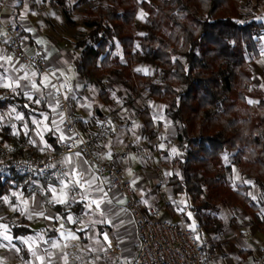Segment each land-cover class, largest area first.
<instances>
[{
    "label": "trees",
    "instance_id": "1",
    "mask_svg": "<svg viewBox=\"0 0 264 264\" xmlns=\"http://www.w3.org/2000/svg\"><path fill=\"white\" fill-rule=\"evenodd\" d=\"M240 1L105 0V4L86 10L84 24L90 33L76 44L80 49L76 74L91 82L103 106L112 105L104 79L120 77L133 96L161 104L163 114L172 119L181 159L177 163L179 174L172 176L168 185L175 196L191 199L194 233L200 239L222 232L221 223L212 214L218 199L212 188L223 184L226 155L232 154L235 166L264 193V70L260 74L263 89H249L252 74L246 59L247 54L259 58L256 37L262 24L255 20L241 22ZM57 3L68 26H74L69 1ZM139 8L146 14L148 25L137 37L135 18ZM114 40L125 64L109 53ZM136 41L138 49L134 50ZM149 64L157 70L152 76L132 71L133 66ZM248 98L257 102L248 104ZM16 102L22 100L0 95V111ZM110 114L114 117L116 113ZM138 116L142 134L154 138L155 123L149 109L139 110ZM31 129L30 125L27 132L15 133L11 126L0 127V162L49 157L32 144ZM47 142L51 153L59 155L58 139L48 135ZM6 152L8 157L4 156ZM31 181L42 183V177L15 171L0 174V208L11 189H21L27 195ZM250 188L229 192L227 201L230 206L243 207L264 234V217L248 195ZM185 223H189L187 218ZM17 230L12 229L14 236L21 234ZM200 247L208 248L203 240Z\"/></svg>",
    "mask_w": 264,
    "mask_h": 264
},
{
    "label": "crops",
    "instance_id": "2",
    "mask_svg": "<svg viewBox=\"0 0 264 264\" xmlns=\"http://www.w3.org/2000/svg\"><path fill=\"white\" fill-rule=\"evenodd\" d=\"M32 1L35 5H32ZM47 2L10 0L4 11V21L22 26L28 51L39 53L45 59L53 76L59 80L60 88L69 101L70 112L76 116L84 133L90 134L103 121L107 122L106 130L96 143V155L101 161L115 164L125 181L133 187L139 206L154 208L168 221L177 218L168 205L169 212L161 210L163 204L170 203L176 197L168 185L169 179H166L169 163L165 157V142L168 139L161 131V121L154 126L155 137L149 138L140 130L137 110L133 121L126 118L125 122L117 125V121L112 120L114 117L107 111L108 108L100 100L99 105L88 91L87 81L76 74L80 50L69 41V37L58 35L54 28L53 11L46 7L42 9V3ZM26 4L31 12L28 15L23 12ZM15 61L0 42V83L13 86L0 87V90L16 89L21 93L20 98H17L22 100V110L25 113L31 110L35 114H42V124L36 122L32 125L29 122V126H32L29 137L32 144L42 152L49 156L55 155L51 153L47 137L51 135L59 142L64 137L57 107L56 86L50 78L45 80V77L33 75L34 72L26 70L19 62L16 61L17 65H14ZM33 84L36 85L35 89ZM28 94H31V100L39 99L41 102L29 105ZM20 110L19 108L17 112ZM127 112L125 110L122 115L125 116ZM6 126L13 128L10 123ZM37 130L42 138L33 133ZM19 131L20 128L14 130L15 133ZM174 133L176 135V131ZM57 156H60L66 169L64 176L42 177V183L31 181L27 187V195L22 193L20 201H4L0 208V264H115L117 260L131 259L135 255L139 236L126 207V200L107 179L97 175L94 166L85 158H74L61 152ZM76 180L83 187L76 184ZM61 198L64 202H57ZM251 199L256 205L253 197ZM93 201L99 202V208ZM258 212L264 217L260 207ZM221 227L220 244L222 247L228 245L227 253L233 254L232 245L237 243L241 258L239 261L255 257L259 248L264 245V240L259 246L242 240L238 225L230 224L225 227L222 224ZM14 228H19L17 231L21 234L14 236ZM104 230L112 235L118 250L117 256L109 255L101 241L99 234ZM236 231L239 233L236 234ZM253 231L252 235L260 232L257 227ZM4 236L11 239L5 240ZM72 236L76 238L73 239ZM214 247L215 245L211 249L207 248L211 256ZM242 252L248 253L247 256ZM224 259L229 264L239 262L233 263L223 253L216 264H224Z\"/></svg>",
    "mask_w": 264,
    "mask_h": 264
},
{
    "label": "rangeland",
    "instance_id": "3",
    "mask_svg": "<svg viewBox=\"0 0 264 264\" xmlns=\"http://www.w3.org/2000/svg\"><path fill=\"white\" fill-rule=\"evenodd\" d=\"M47 3H42L43 7L49 8L50 11H53L54 18V28L56 29L58 35L63 38L69 37V41L72 42L74 45L78 43V41L84 39L89 33L90 29L87 28L84 24L86 19V10L96 6L97 4H105V0H85L83 3L79 4V0H68L70 3V19L74 23V26L69 27L66 23L65 18L62 15V7L58 5L56 0H47ZM140 1V0H139ZM32 5L35 3L32 1ZM29 5L24 6L23 12L28 15L31 12L28 9ZM239 12L242 15L241 22H248L251 20H255L262 24L261 31L259 35L256 37L258 40L259 46V58L255 59L252 55L247 54L246 59L249 64V69L252 74V83L249 89H263L261 84L260 74L264 70V0H241L240 1V9ZM44 15L42 14V23H43ZM43 25V24H42ZM148 22L146 14L139 8L136 18H135V28H136V36H142L147 28ZM138 49V41L134 43V50ZM80 50V49H79ZM111 57H116L120 64H125L126 59L124 58L121 48L118 45L117 41H113V46L109 50ZM17 61V60H16ZM15 61L14 65H17ZM132 71L136 74L154 75L157 70L155 69L154 65L149 64L146 66H133ZM87 81V80H86ZM104 84L106 89L110 93V98L112 100V105L108 108V112L111 113L115 111L117 116H114V120L117 121V125H121L125 122L126 118L128 120H134V112L137 110L143 109L144 107L148 108L149 111L152 113L153 120L155 124L159 121L162 123L161 131L166 134L168 139L166 143L167 150L165 152L168 165V174L166 179H170L174 175L179 174V169L177 167L178 161L181 159V154L176 150V135H175V126L172 119L169 116L163 114L162 105L153 102V101H146L143 100L140 96H133L126 87H124L122 83V79L120 77L108 76L104 79ZM88 91L93 94L97 103L101 105L99 102L98 96L96 91L93 89V85L91 82L87 81ZM14 95L15 97L20 98L21 93L14 90L9 91H2L0 90V95ZM36 100L27 99L29 105H36ZM253 101L256 103L257 100L253 98H248L247 102ZM28 106V105H27ZM29 107V106H28ZM21 109L20 112H17ZM23 106L20 102H16L11 105L7 110L0 111V127L2 125H7L10 123L14 130L16 131L17 128H20L21 131L27 132L29 128V124L39 122L42 124V114H35L31 110L28 113H25L23 110ZM128 110L127 114L124 116L122 113ZM119 112V115H118ZM138 114V113H137ZM22 117V119H17V116ZM109 116V114H108ZM11 119L13 121L11 122ZM30 122V123H29ZM38 137L42 138V135L39 130L34 131ZM106 133V132H105ZM0 151H3V146L0 144ZM223 184L220 186H215L212 188V192L218 196V199L215 203L216 211L213 212V216L215 217L218 224L221 223V226L226 227V225L235 224L240 227V229H236L242 233V240L251 244L252 242L259 246L262 244L261 242L264 240L263 234L257 232L255 235H252L251 231L255 230V225L251 219L249 213L240 205L234 204L230 206L227 201L228 193L231 191H235L236 189H242L246 186L253 188L251 192L249 191V195L253 197L256 205L261 208L262 213L264 214V193L260 191L259 188L253 186L250 180L247 179L245 172L240 171L237 166L233 163L232 154L226 155L224 157V169L221 173ZM250 190V189H249ZM22 199V191L21 189H11L9 193L4 196V201L14 202L20 201ZM192 204L191 199L186 198L185 196H176L173 200H170V203H165L161 206V210L168 211V207H171L173 213L177 216L174 219H171V222L182 221L185 223V218L188 219L189 223L186 224L190 229L194 231L195 223L193 220L192 212L189 210V206ZM169 212V211H168ZM159 213V212H158ZM160 214V213H159ZM161 215V214H160ZM177 223V222H176ZM255 232V231H253ZM238 234L239 232H235ZM219 235H204L203 239H200L198 233H196V240L197 243L200 245L202 240L205 241L206 245L210 248L215 245L212 253L211 264H216L217 260L221 254L226 253L233 263L238 262L241 258L238 255V244L233 243L232 248L234 249V253H227L228 245L222 247L220 244L221 240L219 239ZM219 248V249H217ZM211 249V248H210ZM227 259H224V264H229Z\"/></svg>",
    "mask_w": 264,
    "mask_h": 264
},
{
    "label": "built area",
    "instance_id": "4",
    "mask_svg": "<svg viewBox=\"0 0 264 264\" xmlns=\"http://www.w3.org/2000/svg\"><path fill=\"white\" fill-rule=\"evenodd\" d=\"M9 1L0 0V42L26 70L34 72L38 77L50 78L56 86L57 107L64 131V137L59 142L61 154L85 158L94 166L97 175L107 179L126 200L139 241L131 259L117 260L115 264H210V251L201 249L192 229L182 221L176 223L164 219L154 208L140 207L133 187L125 181L115 164L101 161L97 157L96 143L106 130L107 122L103 121L90 134L83 132L76 116L70 112L69 101L60 88L59 80L53 76L45 59L39 53L28 51L22 26L4 21V11ZM8 155L9 152L4 154L5 157ZM11 171L38 177H61L65 175L66 169L60 156L52 155L47 158H21L0 162V174ZM99 236L109 255L117 256L118 250L112 235L104 230ZM237 264H264V245L259 248L255 257L241 260Z\"/></svg>",
    "mask_w": 264,
    "mask_h": 264
},
{
    "label": "snow or ice",
    "instance_id": "5",
    "mask_svg": "<svg viewBox=\"0 0 264 264\" xmlns=\"http://www.w3.org/2000/svg\"><path fill=\"white\" fill-rule=\"evenodd\" d=\"M33 75H35V73H33ZM45 80H47V77H45ZM16 86H19V85H16ZM45 86L47 87L48 85L46 84ZM0 87H13V86H12V85H9V84H3V83H0ZM32 87L35 89V88H36V85L33 84ZM28 95H29V99L31 100V99H32L31 94H28ZM40 102H41V101H40L39 99H37V100L35 101V103H40ZM249 103H253V101H249ZM16 118H17V119H22V117H20L19 115H18ZM45 119H47V117H45ZM62 139H63V137H62ZM69 162H70V161H69ZM73 175H75V173H74ZM75 183H76V184H80V181H79V180H76ZM80 186L83 187V184H80ZM65 187L67 188L68 185L66 184ZM54 194H55V193H54ZM61 195H63V192H62ZM57 202H59V203H63L64 200L61 198V199H58ZM93 203H95L96 206L99 208V202H97V201H93ZM3 238H4L5 240H10V239H11V237H9V236H4ZM72 238L75 239L76 237H75V236H72ZM34 255H35V253H34Z\"/></svg>",
    "mask_w": 264,
    "mask_h": 264
}]
</instances>
